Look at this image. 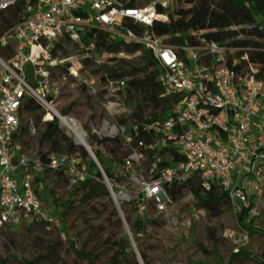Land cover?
Segmentation results:
<instances>
[{
    "label": "built area",
    "instance_id": "1",
    "mask_svg": "<svg viewBox=\"0 0 264 264\" xmlns=\"http://www.w3.org/2000/svg\"><path fill=\"white\" fill-rule=\"evenodd\" d=\"M18 2L24 5V17L0 34V230L3 226L55 220L35 191L37 172L62 170L71 185L89 176L79 154H54L43 162L17 153L15 136L27 98L42 106L46 121L55 116L60 122L55 112L59 90L52 81V70L67 63L68 76L77 78L86 61L100 63L96 50L99 32L140 44L157 62L167 86L183 94L173 116L142 124L144 130L152 129L158 135L151 147L170 144L183 155L156 177L139 179L136 173V165L145 158L144 141L132 145L137 124L129 128L105 121L99 131L92 127L99 136L120 135L129 146L120 175L130 183L138 182L140 193L158 211L170 203L165 185L197 174L205 189L218 182L237 212L249 207L247 222L260 215L258 204L264 203V69L260 62L250 59L252 47L205 38H197L194 44H169L168 35L157 36L150 30L153 21L167 19L157 6L167 7L168 0H151L136 7L120 0H0V10ZM129 20L141 28L129 27ZM63 38L78 46L77 55L61 58L55 54L56 44ZM95 84L94 77L85 82L91 90ZM124 86V79L105 81L106 109L121 112L126 100ZM29 130L34 132V126ZM98 168L116 203L130 199L124 184L110 180L101 165ZM224 234L232 235L230 231Z\"/></svg>",
    "mask_w": 264,
    "mask_h": 264
},
{
    "label": "rangeland",
    "instance_id": "2",
    "mask_svg": "<svg viewBox=\"0 0 264 264\" xmlns=\"http://www.w3.org/2000/svg\"><path fill=\"white\" fill-rule=\"evenodd\" d=\"M150 1L139 0V6L148 4ZM168 6L173 10L191 9L195 15L202 17L208 16L213 8L210 0H168ZM242 37L240 33L237 36V38ZM59 43L63 47V49L58 47L55 49V54L59 57L69 58L79 53V48L74 42L63 38L59 40ZM97 58L100 63L86 61L84 69L77 78L68 76L67 63L55 67L51 73L52 81L59 90L55 103L59 117L69 116L77 120L86 133L85 140L88 145L87 138L92 136V127L99 131L105 121L110 124L128 126L138 116L148 118L152 115L150 108L137 104V100L142 95L140 88H133L126 92L123 108L119 109L121 112L106 109L104 106V83L101 81L100 64L133 66L140 69L134 75L141 77L145 72L142 68L147 63L142 50L131 53L122 50L117 54L102 51ZM152 70V67L147 69V71ZM63 74H66V79H63ZM91 77L96 78L94 90L85 85ZM131 77L125 76L124 80ZM62 109L67 110V116L60 115ZM45 116V110L24 113L22 122L24 140L20 144L22 153L38 158H48L50 155L64 153L79 154L83 145L76 141L75 135L68 127L61 125V119L60 122L58 120L59 132L44 142L40 141L45 130ZM47 118H51V113H47ZM120 119L127 121L122 123ZM30 125L34 126V132L28 129ZM96 136L98 139L108 138L98 134ZM117 136L120 137V135ZM107 145L110 146V143ZM89 147L92 151L90 145ZM98 147L105 151L104 160L107 161L106 148L103 145ZM124 150L129 151V147L127 146ZM145 161L143 159L136 165L139 179L146 174ZM43 180V183L35 180L33 183L38 190L37 194L43 208L53 212L52 200H55L57 204L69 203L70 209L66 212L65 223L59 224L55 215V220L49 227L25 224L12 228L10 233L6 231L3 234L0 233V259L4 260L5 264H89L88 259L76 255L71 247L72 240L76 242L77 250L92 252L93 264H116L112 258L113 251L110 244L104 241L110 232L119 235L126 233L129 236L131 250L142 264L141 249H145L151 264H225L227 255L239 246H244L249 252L264 258V203L258 204L260 215L250 219L252 231L238 226L235 217L237 207L232 202L221 215L210 216L197 206L189 191H185L176 202L168 203L163 211H158L151 200H145L138 213L136 204L131 203L132 219L141 214L150 220L136 237L130 232L125 212L121 208H119V214L122 219V228L119 229L107 223V211L110 207L102 203L106 201L105 199L88 203L80 202L81 192H77L74 186L69 184L65 174L59 175L57 172L47 171ZM117 183L124 184L131 201H136L141 191L138 182L130 183L126 180ZM117 204L119 206V203ZM84 218H88L89 223H86ZM225 231H230L232 235H225ZM203 249L210 253H205ZM236 264L258 263L251 259H240Z\"/></svg>",
    "mask_w": 264,
    "mask_h": 264
},
{
    "label": "trees",
    "instance_id": "3",
    "mask_svg": "<svg viewBox=\"0 0 264 264\" xmlns=\"http://www.w3.org/2000/svg\"><path fill=\"white\" fill-rule=\"evenodd\" d=\"M120 1L126 6H139V0ZM210 3L213 5V8L208 16L203 17L195 15L191 9L180 8L178 10H173L169 6L162 7L158 5L157 11L164 13L167 19L164 21H153L150 30L157 36L168 35L169 37L166 39V42L175 46H180L185 43L194 44L197 42V38L214 40L221 44L237 47L250 46L254 49L249 54L250 59L260 62L262 69H264V0H210ZM24 15V5L20 2L15 3L7 9L0 10V34L4 32V29L7 30L22 20ZM126 24L136 30L141 28L131 20ZM234 26L237 28L239 27V30L231 28ZM239 33L242 34V38H237ZM56 47L63 49L59 42L56 44ZM96 50L98 54L102 51L117 54L122 50L128 53L142 50V54L147 61L145 67L142 68L145 71L143 76L134 75L137 74L136 71L140 70L139 68L105 63L100 64L101 81L105 83L108 78L118 80L124 79L125 76H132L130 79L125 80L124 92L126 93L133 88H140L142 95L137 100V104L141 107L150 108L152 115L148 118L138 116L128 127H132L133 124L138 125L137 135L133 133L134 142L132 145L135 144L137 140H143L145 143V147L142 148L145 154L144 159L146 160V174L144 178L156 177L163 167L179 161L183 158V155L176 147L170 144L167 146L151 147L157 142L158 135L152 129L144 130L142 124L173 116L182 102L183 94L179 91H173L167 86L161 77V70L157 62L151 53L140 44L129 43L122 38L114 39L106 32H99L96 37ZM150 67H152L153 70L147 71ZM36 110L44 109L32 98H27L23 105L24 113ZM61 114L66 115L67 110L62 109ZM126 121V119H120L122 123ZM44 124L45 130L41 135V142L48 140L59 132L58 119L55 116L52 120L46 121ZM23 133L24 127L21 123L19 132L16 135L19 137L20 144L24 140ZM87 141L106 176L115 182L126 181L125 177L120 175V171L122 170L124 159L129 154L130 149L129 151L124 150L128 145L125 144L123 138L121 136H114L98 139L96 133L92 132V136L88 137ZM107 143H110V146L107 145ZM101 145L106 148L108 154L107 161L104 160L105 151L100 150L98 147ZM19 149L20 153H22V148ZM79 156L85 161L89 176L76 185L69 184L74 186L77 192H81L80 202L88 203L94 200L102 201L105 199L106 201L102 203L104 206L107 205V207H110L107 211V223H111V225H115L119 229L122 228V219L119 214V208H121L123 212H125V219L130 226V232L133 236L137 237L150 220L147 216L144 217L141 214H138L135 219H132V207L130 204L135 203L139 213L143 207V201H147V199L143 197L142 193H139L136 201H131V198L128 200H119V206L118 204L116 205L111 197L109 189L102 179L99 168L84 147L80 149ZM40 160L45 162L46 158L42 157ZM119 167H121V169H119ZM47 171L50 170L45 168L41 172H37L35 181L43 183V177ZM52 172H57L59 175L64 174L62 170ZM35 191L38 193L37 189H35ZM165 191L170 199V203L176 202L185 191L191 192L197 206L206 211L210 216L221 215L231 203L227 191L223 189L218 182H213L210 188L205 189L197 174H194L181 183L173 182L165 185ZM52 204L53 216L56 215L58 223L63 225L65 223L66 212L70 209L69 203H60L62 205L61 208L60 204H57L55 200H52ZM248 209L249 207L242 208L235 214V217L239 227L252 231V226L246 221ZM84 219L86 223H89L88 218ZM30 224H39L49 227L52 223L47 224V222L37 221ZM16 227L17 226H3L0 233L3 234L5 231L10 233L12 228ZM104 241L110 244V248L113 251L112 258L116 264H140L134 252L131 250L129 236L126 233L119 235L111 234L110 232ZM71 247L78 257L88 259L89 264H93L94 255L91 251L84 252L83 250H77L74 240L71 242ZM203 251L207 254L210 253V251L206 249H203ZM140 256L143 264H151L145 249L140 250ZM240 259H251L258 264H264V258L249 252L244 246H239L236 250L231 251L227 255L225 264H236ZM5 263L4 260L0 259V264Z\"/></svg>",
    "mask_w": 264,
    "mask_h": 264
},
{
    "label": "bare ground",
    "instance_id": "4",
    "mask_svg": "<svg viewBox=\"0 0 264 264\" xmlns=\"http://www.w3.org/2000/svg\"><path fill=\"white\" fill-rule=\"evenodd\" d=\"M55 112L57 111L55 110ZM59 119H61V124L68 127V129L75 135L76 141L82 145L81 141L83 134L81 131L82 127L80 126V124L76 120L70 119L68 117H59Z\"/></svg>",
    "mask_w": 264,
    "mask_h": 264
},
{
    "label": "water",
    "instance_id": "5",
    "mask_svg": "<svg viewBox=\"0 0 264 264\" xmlns=\"http://www.w3.org/2000/svg\"><path fill=\"white\" fill-rule=\"evenodd\" d=\"M81 131H82V134H83L81 143H82L83 147L85 148V150L88 152V154L91 156V158L93 159V161L96 163V165L98 167L100 165V163L98 162V160L95 157L94 153L91 151L89 145L86 143V140H85V131L83 129H81ZM114 203L117 205V203L115 201H114ZM140 264H142V263L140 262Z\"/></svg>",
    "mask_w": 264,
    "mask_h": 264
},
{
    "label": "crops",
    "instance_id": "6",
    "mask_svg": "<svg viewBox=\"0 0 264 264\" xmlns=\"http://www.w3.org/2000/svg\"><path fill=\"white\" fill-rule=\"evenodd\" d=\"M67 117H69V116H67ZM73 120H75V119H73ZM76 121H77V120H76ZM77 122H78V121H77ZM78 123H79V122H78ZM15 141H16V143L19 145V148H20L19 137L16 136ZM17 153H20V149L18 150Z\"/></svg>",
    "mask_w": 264,
    "mask_h": 264
}]
</instances>
